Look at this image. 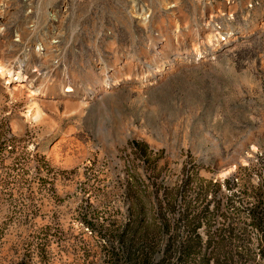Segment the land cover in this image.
Wrapping results in <instances>:
<instances>
[{"label":"rangeland","instance_id":"374dc122","mask_svg":"<svg viewBox=\"0 0 264 264\" xmlns=\"http://www.w3.org/2000/svg\"><path fill=\"white\" fill-rule=\"evenodd\" d=\"M168 1L13 0L0 40L14 43L11 57L26 47L19 36L32 52L57 28L49 11L63 15L61 74L99 86L98 66L147 53L156 28L168 41L181 33ZM174 2L190 31L211 5L208 28L218 34L163 54L152 83L123 80L83 105L0 84V264H104L107 235L97 226L125 220L128 187L145 189L153 217L173 203L166 213L175 220L187 205L188 216L204 219L218 197L228 198L230 264L241 252L244 264H264V223L250 218L255 206L264 217V0ZM228 2L235 11L215 15ZM133 4L150 9L147 21L132 16ZM26 23L36 33L27 34ZM178 233L187 230L180 225Z\"/></svg>","mask_w":264,"mask_h":264},{"label":"bare ground","instance_id":"6f19581e","mask_svg":"<svg viewBox=\"0 0 264 264\" xmlns=\"http://www.w3.org/2000/svg\"><path fill=\"white\" fill-rule=\"evenodd\" d=\"M12 2L13 0H0V18L6 16ZM166 5L170 9V13L176 18V29H181V33L175 36L174 41H168L163 37L164 35L161 34V31L156 28L153 36V45L150 51L130 58H123V55H115L113 64L107 65L103 63L99 65L101 84L94 87L88 84L86 85L82 78L75 79V77L70 75L69 72H66V70L61 74L62 55H60V51L62 50V40L58 33V28H60L64 18L63 15H55L49 11L48 19L50 23L55 24L57 28H54V31L50 30V33H43L40 37L41 41L37 42L32 52H30L32 44H29V38L24 41V38L19 36L15 40L16 42L26 45L24 49L22 48V50L17 52L19 54L16 53V57H11L10 51L8 50L9 46L13 45L14 47V43L9 40H0V84H3L9 91L18 92V94L26 93L29 96L47 97L50 100L53 99L54 103L58 98H67L68 100L69 97H76L80 99L78 104L83 105L93 99L96 95L95 91L107 87L114 88L123 80L127 81L140 78L141 80L139 81L141 82L147 80L149 83H152L159 78L158 75L161 73L158 67V59L163 57V54L172 53L173 55H177L179 53H185L190 46L202 45L205 42L209 43L211 38L218 34L213 29L208 28L212 18L211 5H209V15L203 17L202 14L200 24H198L195 30L192 29L193 31L189 30L186 19L183 18L181 9L178 6L179 4L177 5L173 0V2L168 1ZM28 6L32 10V7L30 5ZM226 8V10L216 9L214 11L216 13L215 15L228 17L235 11L231 2H228ZM150 13L151 11L149 8L137 11L136 6L133 4L132 16L135 17L139 23L147 21V17ZM35 27L33 23L30 25L27 23L24 24V30L29 35L36 33ZM2 29L4 28L0 26L1 34H3V32H1ZM165 44L169 46V52L165 51ZM25 51H28V55L25 54ZM143 76L146 77V79H144ZM57 86L63 87V90L61 92L55 91ZM67 100L65 99V102ZM69 102H67V104Z\"/></svg>","mask_w":264,"mask_h":264},{"label":"trees","instance_id":"16d2710c","mask_svg":"<svg viewBox=\"0 0 264 264\" xmlns=\"http://www.w3.org/2000/svg\"><path fill=\"white\" fill-rule=\"evenodd\" d=\"M3 181L0 177V182ZM212 185L219 188L220 184ZM144 192L145 189L140 187L126 188L129 204L125 220L97 226L99 233L104 231L107 235L104 264H230L233 255L227 247L230 224L228 198L218 197L209 216L204 219L199 215L188 216L187 205L185 213L175 220L166 213L173 209V203L160 205L162 210L156 217L148 214L150 209L146 204L149 200H143L142 197H146ZM257 207L252 208L250 215L254 225L264 223ZM217 217H220L219 221L213 223ZM84 222L91 228L98 224L96 221ZM180 225L187 230L183 237L178 233ZM202 226L204 235L198 230ZM263 238L264 235L259 237L261 241ZM245 255V252L238 254L236 263L244 264Z\"/></svg>","mask_w":264,"mask_h":264},{"label":"built area","instance_id":"2783aa9c","mask_svg":"<svg viewBox=\"0 0 264 264\" xmlns=\"http://www.w3.org/2000/svg\"><path fill=\"white\" fill-rule=\"evenodd\" d=\"M109 36L112 38L113 37V35L112 34H109ZM113 43H115L116 41H115V39L113 38L112 40H111ZM107 88H110V87H107ZM107 88H104V89H107ZM96 92V94H97V92L98 91H95ZM92 95V94H91ZM94 98V97H93Z\"/></svg>","mask_w":264,"mask_h":264}]
</instances>
